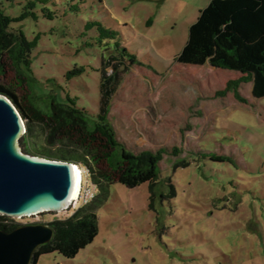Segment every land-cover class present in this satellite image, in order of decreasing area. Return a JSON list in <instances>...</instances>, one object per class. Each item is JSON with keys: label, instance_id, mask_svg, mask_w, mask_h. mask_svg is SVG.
<instances>
[{"label": "rangeland", "instance_id": "374dc122", "mask_svg": "<svg viewBox=\"0 0 264 264\" xmlns=\"http://www.w3.org/2000/svg\"><path fill=\"white\" fill-rule=\"evenodd\" d=\"M25 1L3 2L5 14L19 17ZM210 2L56 0L49 5L53 19L38 7L37 19L12 25L30 41L39 37L31 66L37 88L10 67L0 83L27 105L34 92L62 100L70 95L94 118L100 100L96 69L102 55L119 52L112 40L99 45L97 30L87 31L86 25L98 22L119 32L122 48L139 64L114 96L109 123L133 154L165 150L153 199L148 183L134 189L112 184L97 210L95 240L74 259L52 253L38 264H264V98L253 97L252 83L238 89L247 103L233 92L219 96L241 74L177 61L190 26ZM80 67L84 73L66 79ZM19 146L25 154L22 140ZM210 154L230 161L213 162L205 156ZM181 161L189 166L174 169ZM81 171L90 199L97 190ZM82 201L79 197L62 211L8 217V223L48 225L69 218Z\"/></svg>", "mask_w": 264, "mask_h": 264}, {"label": "trees", "instance_id": "16d2710c", "mask_svg": "<svg viewBox=\"0 0 264 264\" xmlns=\"http://www.w3.org/2000/svg\"><path fill=\"white\" fill-rule=\"evenodd\" d=\"M14 1L0 0V77L10 67L36 90L37 80L31 66L39 37L30 41L22 29L12 25L30 17L37 19L38 7L44 17L53 19L56 15L49 5L56 6V0H26L23 13L11 17L5 14L2 4ZM70 9L79 10L75 6ZM93 29L97 30L99 45L104 40H112L119 52L102 55L100 68L96 69L100 72V100L95 118L80 108L77 99L70 95L62 100L58 94L34 92L27 105L0 83V94L8 97L25 122L26 133L21 138L25 154L77 164L97 190L96 195L88 199L86 185H83L80 198L84 201L74 214L48 224L54 236L35 251L31 264H38L42 256L52 253L74 259L89 246L99 234L97 210L108 200L112 184L134 189L148 183L153 199L160 181L159 164L165 150L138 155L129 152L117 139L108 119L113 98L130 69L139 64L138 59L127 48H122L119 32L106 29L98 22H88L86 30ZM177 61L184 65L207 64L214 69L241 74L237 80L228 82L225 89L217 93L219 96L233 92L237 100L247 103L238 89L241 84L252 83L253 97L264 98V0H211L190 26L188 41ZM84 72V67L75 68L66 74V79L70 81ZM205 156L213 162L230 161L221 155ZM188 166L189 163L181 161L174 169ZM8 220L7 216L0 215V231L9 233L19 227L9 224Z\"/></svg>", "mask_w": 264, "mask_h": 264}, {"label": "water", "instance_id": "95a60500", "mask_svg": "<svg viewBox=\"0 0 264 264\" xmlns=\"http://www.w3.org/2000/svg\"><path fill=\"white\" fill-rule=\"evenodd\" d=\"M25 122L14 104L0 94V215L23 218L69 207L74 191V163L24 154ZM81 194V192H80ZM49 225L0 231V264H31L35 251L52 240Z\"/></svg>", "mask_w": 264, "mask_h": 264}, {"label": "bare ground", "instance_id": "6f19581e", "mask_svg": "<svg viewBox=\"0 0 264 264\" xmlns=\"http://www.w3.org/2000/svg\"><path fill=\"white\" fill-rule=\"evenodd\" d=\"M73 169L75 172L74 191H73L72 200H71L69 207L79 199L80 192L82 190V184H83V174H82L80 167L77 164H73ZM66 207H67V204H65V209L69 208V207L68 208H66Z\"/></svg>", "mask_w": 264, "mask_h": 264}, {"label": "clouds", "instance_id": "9594fccd", "mask_svg": "<svg viewBox=\"0 0 264 264\" xmlns=\"http://www.w3.org/2000/svg\"><path fill=\"white\" fill-rule=\"evenodd\" d=\"M83 183H84V181H83ZM81 195V194H80Z\"/></svg>", "mask_w": 264, "mask_h": 264}]
</instances>
